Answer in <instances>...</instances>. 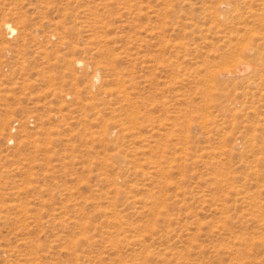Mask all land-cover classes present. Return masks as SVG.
<instances>
[{"label":"rangeland","instance_id":"rangeland-1","mask_svg":"<svg viewBox=\"0 0 264 264\" xmlns=\"http://www.w3.org/2000/svg\"><path fill=\"white\" fill-rule=\"evenodd\" d=\"M0 264H264V0H0Z\"/></svg>","mask_w":264,"mask_h":264},{"label":"bare ground","instance_id":"bare-ground-1","mask_svg":"<svg viewBox=\"0 0 264 264\" xmlns=\"http://www.w3.org/2000/svg\"><path fill=\"white\" fill-rule=\"evenodd\" d=\"M7 29H9L10 31H15V27H13L10 23H7L6 25ZM79 62V61H77ZM249 68L247 64L243 63L241 66H240V69L239 70H245ZM237 71V70H236ZM224 73V72H223ZM237 73V72H236ZM239 75V74H238ZM231 76V75H230ZM236 76V75H235Z\"/></svg>","mask_w":264,"mask_h":264}]
</instances>
